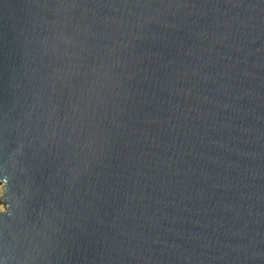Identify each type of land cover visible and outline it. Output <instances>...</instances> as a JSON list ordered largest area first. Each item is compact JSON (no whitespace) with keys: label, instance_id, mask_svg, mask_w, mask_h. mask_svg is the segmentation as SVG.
I'll list each match as a JSON object with an SVG mask.
<instances>
[{"label":"water","instance_id":"1","mask_svg":"<svg viewBox=\"0 0 264 264\" xmlns=\"http://www.w3.org/2000/svg\"><path fill=\"white\" fill-rule=\"evenodd\" d=\"M0 264H264V0H0Z\"/></svg>","mask_w":264,"mask_h":264},{"label":"rangeland","instance_id":"2","mask_svg":"<svg viewBox=\"0 0 264 264\" xmlns=\"http://www.w3.org/2000/svg\"><path fill=\"white\" fill-rule=\"evenodd\" d=\"M3 184L0 183V212L5 211L6 210V206L3 204Z\"/></svg>","mask_w":264,"mask_h":264},{"label":"bare ground","instance_id":"3","mask_svg":"<svg viewBox=\"0 0 264 264\" xmlns=\"http://www.w3.org/2000/svg\"><path fill=\"white\" fill-rule=\"evenodd\" d=\"M3 184V186H4V183H2ZM4 188V187H3ZM2 200H3V197H2Z\"/></svg>","mask_w":264,"mask_h":264}]
</instances>
